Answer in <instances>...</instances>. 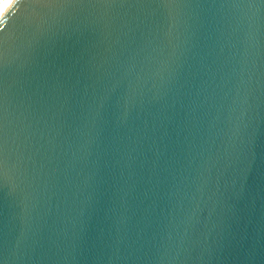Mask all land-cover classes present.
<instances>
[{"label": "water", "instance_id": "water-1", "mask_svg": "<svg viewBox=\"0 0 264 264\" xmlns=\"http://www.w3.org/2000/svg\"><path fill=\"white\" fill-rule=\"evenodd\" d=\"M0 264H264V0H6Z\"/></svg>", "mask_w": 264, "mask_h": 264}, {"label": "bare ground", "instance_id": "bare-ground-1", "mask_svg": "<svg viewBox=\"0 0 264 264\" xmlns=\"http://www.w3.org/2000/svg\"><path fill=\"white\" fill-rule=\"evenodd\" d=\"M6 2V0H0V9L2 8L3 4Z\"/></svg>", "mask_w": 264, "mask_h": 264}]
</instances>
